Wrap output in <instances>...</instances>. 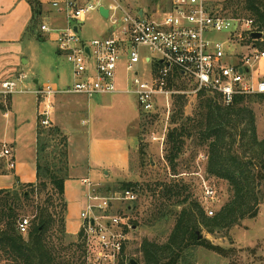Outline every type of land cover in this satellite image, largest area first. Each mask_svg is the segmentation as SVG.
Masks as SVG:
<instances>
[{"label":"built area","instance_id":"2783aa9c","mask_svg":"<svg viewBox=\"0 0 264 264\" xmlns=\"http://www.w3.org/2000/svg\"><path fill=\"white\" fill-rule=\"evenodd\" d=\"M130 1L54 2L53 7L65 13L68 25L64 29L42 25L41 30L58 33V51L65 54L72 65V85L60 88L45 84L28 91L21 88L26 76L19 74L15 79L0 83V96L35 95L39 100L41 125L49 127L52 99L59 95L88 98L132 95L145 114L156 110L162 100L169 106L176 95L204 93L218 96L225 106H231L238 97L264 95V78L255 80L252 74L253 67L264 61V51L256 48L254 43L258 40L252 37L253 33L260 32L253 19L216 14L209 9L206 0H148L144 8H134ZM101 9L107 11L112 26L110 35L81 39L73 23L84 22L90 12ZM239 27L242 31L237 35L235 32ZM216 34H225V37L217 39ZM233 44L239 46L235 52L230 49ZM122 61H125L128 83L124 90L117 86V72ZM141 64L148 68L142 70ZM179 78L191 83L193 90L176 89ZM11 159L12 150L4 145L0 161L6 160L13 169L15 164ZM206 159V155H201V160ZM197 175L201 177L200 204L206 214L213 217L219 202L218 191L200 172ZM82 182L86 189V205L80 214L79 233H82L86 247L85 264H131L132 260L136 261L130 253L134 229L120 208L125 206L129 211L138 199L136 191L112 194L104 192L90 178ZM29 223L30 219L26 218L18 222L19 234H28Z\"/></svg>","mask_w":264,"mask_h":264},{"label":"trees","instance_id":"16d2710c","mask_svg":"<svg viewBox=\"0 0 264 264\" xmlns=\"http://www.w3.org/2000/svg\"><path fill=\"white\" fill-rule=\"evenodd\" d=\"M28 2L35 22L39 2ZM234 2L227 8L235 13L246 11L264 34V0ZM262 48L264 50V44ZM251 97H238L231 106H225L219 102L218 96L201 93L196 111L190 116L185 114L184 97H179V110L172 116L165 144V162L174 173L173 177H177L176 170L187 141L206 146L209 172L228 183L231 198L215 216L209 217L184 182L174 181L168 185L157 182L142 187V197L152 200L144 219L145 228L151 230L166 223L170 214L177 215V220L166 240L145 239L137 257L131 252L139 264H193L194 250L198 246L226 257L228 252L224 248L200 239L195 230L203 226L211 235L226 233L243 220L257 216V206L264 199V139L258 138L253 119L248 128L238 130L246 110L243 104ZM255 97L264 98V95ZM45 134L47 137H42ZM237 137L240 142L236 148ZM38 141L37 181L16 183L14 188L0 192V264H85L86 247L82 233L67 244L70 239L66 229L65 199V182L70 178L67 139L58 129H53L49 133L40 132ZM139 154L142 158L146 156L143 146L139 148ZM137 187V184L126 182L118 189L137 192ZM42 196L46 198L37 204L31 215L27 236L18 234V209L24 201L29 202L32 197L41 199ZM179 206H183L182 210L175 211L174 207ZM51 207L55 210L52 211ZM137 207L136 201L129 207V212L134 213ZM129 223L132 227L138 225L130 218Z\"/></svg>","mask_w":264,"mask_h":264},{"label":"rangeland","instance_id":"374dc122","mask_svg":"<svg viewBox=\"0 0 264 264\" xmlns=\"http://www.w3.org/2000/svg\"><path fill=\"white\" fill-rule=\"evenodd\" d=\"M206 1L209 5V9L216 14L235 19L251 18L248 17L250 15L247 14L246 11L244 12V10L235 13L233 10L227 8L229 4H234L235 0ZM53 2L60 3L62 0H50L47 4ZM147 2L148 0H131L130 4L134 8H144ZM47 9L50 10L51 13L45 11L40 21H44L50 28L56 29L55 24L52 23V13H54L55 8L49 5ZM30 15V10L23 0H0V46L8 48L7 50H3V48L0 47V53H6L12 50L13 53L18 55V65L15 66L16 71L14 73L16 76L14 77H18L19 74L25 75L27 79L21 84V88L27 89L28 91L36 90L42 84L48 82L55 83L57 73H63L68 79L67 82L72 84V65L65 54L58 52L57 45L55 44L57 42L58 33H40L41 36L44 37L43 39H39L37 31L40 32V29H34V34L26 32V27L30 21L28 20ZM59 26L61 27L57 29H63L65 27L63 24H59ZM81 26V35L89 39H94L95 37H100L103 32H107L111 24L103 19L100 13L95 10L88 14L87 21ZM241 31L239 27L235 33L238 35ZM215 37L217 39H223L225 34H216ZM245 37L246 35H244V38ZM261 39L254 44L257 46L256 48L258 50L264 51L262 48L264 39ZM230 49L232 52H235L239 49V46L233 44ZM24 61H27V64H24ZM124 64L125 61L120 63L119 77H121L122 82L125 83L127 74L124 70ZM252 74L255 80L264 78V61L253 67ZM128 77H130V74H128ZM37 79L39 80L40 86L35 84V80ZM178 83L175 84V88L181 91H191L194 88L191 83L180 78L178 79ZM199 95L200 94L176 95L169 102V106L162 100L156 110L148 114H141L137 131L139 137L138 152L132 154L131 167L129 170V179L132 183L138 185L137 189L139 192L138 190L136 192L138 195V207L134 213H131L126 210L125 206H120L122 211L125 212L127 219L130 218L132 223L137 222L138 224H133L135 229L131 233L130 244L132 249L131 252L136 257L138 256L137 251L139 250L140 244L145 239L156 240L160 238L162 241L166 240L177 220V215L170 214L166 217V223H161L151 230L145 228L144 219L152 200L150 201L142 197L140 193L142 192L140 190L142 187L145 188L148 184L153 185L157 182L167 185L174 181L180 183L184 182L190 187L193 199L200 203L201 177L197 175L200 172L202 177H204L208 183L215 186L218 191L219 202L215 205L216 213L231 198L228 183L209 172L207 163L208 158L205 161L201 160V155L207 156L206 146H201L200 143H196V141H187V148L176 170L178 174L177 177H173L174 173L170 171L168 164L164 160L163 150L165 149L167 137L171 128L170 123L172 116L179 110L181 102L179 101V99H181L179 97L182 96L185 98L182 99L186 101L184 107L185 114L186 116H190L196 111L199 103ZM127 97L131 100L135 110H137L140 106L135 96L127 95ZM36 98L37 97L31 93L13 95L11 100L4 96L0 97V106L4 107L8 105L9 100L11 106V110L6 111V109H0V149L4 143L11 144V142H16V155L20 157V164H18V166L19 170H21L22 181L25 179H36L35 165L31 157L34 151L32 147L36 138L38 122ZM219 102L221 103L220 100ZM243 106L246 110L241 124L238 125V130L240 131L244 128H248L253 119L257 128V136L260 140H263L264 98L252 96L251 98H247ZM68 120L71 127L69 128L71 129L68 131L69 133L74 131L80 132L88 127L87 124H83L86 118L81 112H76L74 115L71 113ZM108 121V118H102V122L97 123L99 126H103ZM161 138H164V143L159 140ZM237 140L238 143L235 144L236 148L239 146L240 138L237 137ZM89 142H92L91 138L88 139L87 144H89ZM162 145H164V147H162ZM141 146H143V150L146 151V156H144V158L139 154V148ZM149 162L151 165L148 164ZM89 178L93 182L98 181L97 176L93 174L90 175ZM17 180H19V178H16L14 172H7L6 160L0 161V191L6 189L4 187L13 186ZM101 182V189L106 193L112 192V194H115L118 191V193L123 191L118 188H120L124 182L111 184L104 180ZM69 185L72 195L68 201L67 227L71 235L69 234L70 239L68 238L67 244L75 241V238L78 236V234L76 236H74V234L79 230V226L82 223L80 219L83 208L81 198L85 191L80 179L71 182ZM107 188H111V191H107ZM77 196H79L80 199H77ZM45 198L46 196H42L41 199L32 197L31 201H24L21 208L18 209V222L25 218L32 219L31 215L34 213L37 204L42 202ZM262 200L259 206H257V216L252 219L243 220L239 226L233 228L230 232L211 235L203 226H199V228L195 230V233H199V236H202L201 239L209 240L215 246L224 248L228 254L226 257L221 256L207 248L198 246L194 250L195 260L193 264H264V199ZM182 208L183 206L174 207L177 212H180ZM51 210L54 211L55 209L51 207ZM57 210H59V208Z\"/></svg>","mask_w":264,"mask_h":264},{"label":"crops","instance_id":"0c3cea01","mask_svg":"<svg viewBox=\"0 0 264 264\" xmlns=\"http://www.w3.org/2000/svg\"><path fill=\"white\" fill-rule=\"evenodd\" d=\"M23 1L26 3L31 13L30 18L28 19L30 21L26 27V32L30 34H34V29L36 28L37 30L40 29V32L37 31V33L39 35V39H43L44 36L42 37L41 34H44V32H42L41 26L47 24L44 23V21H40L41 20L40 18H42L45 11L50 12V10L47 9V6L52 5L54 2L51 4H47L50 0H38L39 13L37 14L36 21L34 22L32 21L33 11L31 5L29 4L28 0H23ZM64 1L65 0H62V2ZM99 13L103 19L109 22L108 14L107 16H103L101 14V10L99 11ZM87 18L84 22H74L73 26L75 27V31L78 33L81 39L92 40L83 37L81 35L82 32L81 25L87 21ZM52 23L55 24L56 29L61 27L59 26V24H63V26H65L64 28H66L68 25V21L65 17V13L63 12L60 13L55 9L54 13H52ZM111 30H112V26L109 28L107 32H103L100 37H95L94 39L108 37L110 35ZM45 34H49V33H45ZM7 49L8 48H3V50H7ZM17 61H18V55L13 53L12 50L6 53H0V83L15 78L14 76L16 75L14 72L16 71L15 66L18 65ZM24 64H27V61H24ZM144 68H148V67L145 66L144 64H141V69L143 70ZM119 69L117 72V86L120 90H124L128 85L126 80L127 77L125 79V83L122 82V78L119 77ZM124 70H125V64H124ZM71 74L73 76V73ZM67 80L68 79L65 77L63 73L62 74L57 73L55 83L48 82L45 84H52L56 87L66 88L72 85L68 83ZM35 84L37 86H40L38 79L35 80ZM45 84H42L41 86ZM11 97L12 96L6 98H10L11 100ZM36 100H37V115H38L40 105L38 98H36ZM52 102H53V110L49 114V123H50L49 127L41 125V119L38 115L39 123L37 122L36 138L34 140V145L32 147L34 151L33 154L31 155L32 161L34 162L35 165L36 179L34 180L23 179L24 181H22L21 170H19V166H18V164H20L19 161L20 157L16 155L17 153L16 142H11V144L4 143L0 151L2 150L4 145H7L8 148L12 150L11 160L12 162H14L15 167L11 169L8 165V162H6V170L7 172L10 171L14 172L16 178H19V180H17L16 183H22V184L35 183L37 181L39 133L40 132L49 133L53 129H58L60 134L67 139L68 149H69L70 178L65 182V199L67 202V217H68V203H69L68 201L72 195L71 187L69 185L71 182L77 179H80L82 182L83 179L89 178L90 175L92 174L97 176L98 181L94 183H97L99 185H101L102 183L101 181L103 180L108 181L107 183L110 184L119 183V182H124V183L131 182V180L129 179L131 157L132 154H136L138 152L139 137L137 131L140 124L141 114H145V113L141 111L140 107L137 110H135L131 100L127 97V94L96 95L92 98H88L87 96L84 95H59L54 97L52 99ZM9 103L4 107L0 106V109L1 110L6 109V111L11 110V106ZM76 112H81V114L85 116L86 121L84 120L83 124L84 123H85L84 125L87 124L88 127L87 129H83L80 132L74 131L69 133L68 131L71 130L69 129L71 127L68 123L69 121L68 118L71 113L74 115ZM102 118H108L109 121L103 126H99L97 122L101 123ZM42 137H47V134L43 135ZM90 138L92 142H89V144H87L88 139ZM159 140L162 141V138ZM162 143H164V141ZM162 147H164V145H162ZM16 183H14L13 186L10 185L8 187H4L6 188L4 190L14 188ZM83 188L85 189L84 185ZM85 192L86 189L81 198L82 207H83L82 210L86 205ZM77 199H80L79 196H77ZM80 228L81 225L79 226V230L74 234V236H76L79 233ZM66 229L68 234H70L67 227V218H66Z\"/></svg>","mask_w":264,"mask_h":264},{"label":"water","instance_id":"95a60500","mask_svg":"<svg viewBox=\"0 0 264 264\" xmlns=\"http://www.w3.org/2000/svg\"><path fill=\"white\" fill-rule=\"evenodd\" d=\"M101 14H102L103 16H107V11L104 10V9H101ZM262 36H263V33H261V32H255V33L252 34V37H253L254 39H256V40L261 39ZM133 229H135V228L133 227ZM17 233L19 234L18 231H17ZM198 235H199V233H198ZM199 238L201 239L202 236L200 235ZM131 264H138V262L135 261V260H132V261H131Z\"/></svg>","mask_w":264,"mask_h":264}]
</instances>
